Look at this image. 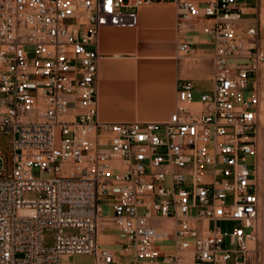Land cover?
<instances>
[{"label":"built area","instance_id":"1","mask_svg":"<svg viewBox=\"0 0 264 264\" xmlns=\"http://www.w3.org/2000/svg\"><path fill=\"white\" fill-rule=\"evenodd\" d=\"M161 1L180 56L212 58L211 88L179 80L166 120L113 123L99 118L97 36L136 28L157 0H0V264H259L258 27L243 0Z\"/></svg>","mask_w":264,"mask_h":264},{"label":"crops","instance_id":"2","mask_svg":"<svg viewBox=\"0 0 264 264\" xmlns=\"http://www.w3.org/2000/svg\"><path fill=\"white\" fill-rule=\"evenodd\" d=\"M137 15L136 28H103L97 36L98 106L104 122L166 120L176 107L179 80L212 85L210 56L193 60L178 53L172 2L157 0L138 8Z\"/></svg>","mask_w":264,"mask_h":264},{"label":"rangeland","instance_id":"3","mask_svg":"<svg viewBox=\"0 0 264 264\" xmlns=\"http://www.w3.org/2000/svg\"><path fill=\"white\" fill-rule=\"evenodd\" d=\"M124 3L127 0H123ZM244 9H245V23L247 24H255L258 27L259 35L261 39L262 45H264V0H243ZM197 88H203V90L208 91L210 89V82H196L195 84ZM259 89L261 92V101L258 113V122L260 127V135H259V165H258V186H259V194H260V216L257 225V254L260 259L259 264H264V68L261 69L259 75ZM200 93H194V99L197 100L199 98ZM12 136L11 134H6L3 131H0V158H2L3 169H0V177L9 176L11 173V157H12V149H11ZM24 197L33 198L35 197L34 193H25ZM103 208V215L107 216L111 214V210L108 209L107 202H100ZM220 228L224 231H229L233 228V224L231 223H220ZM76 229L65 228L63 229L64 235H74L77 234ZM103 233L105 235L116 236L118 232L113 228H104ZM43 246L46 248H51L54 246L55 242V231L53 229H44L43 230ZM104 239L105 237H101ZM228 243H225V246ZM70 264H93V257L91 255H75L69 259ZM227 264H234L231 260Z\"/></svg>","mask_w":264,"mask_h":264}]
</instances>
